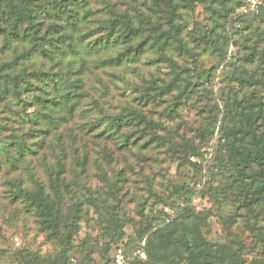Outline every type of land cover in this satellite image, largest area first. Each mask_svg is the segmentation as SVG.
Masks as SVG:
<instances>
[{
	"label": "rangeland",
	"instance_id": "374dc122",
	"mask_svg": "<svg viewBox=\"0 0 264 264\" xmlns=\"http://www.w3.org/2000/svg\"><path fill=\"white\" fill-rule=\"evenodd\" d=\"M235 3L90 0L87 42L137 29L149 44L170 34L178 48L119 68L84 51L16 59L29 49L0 35L5 83L42 88L0 98V264H104L118 247L134 264H159L152 246L167 264H201L163 244L174 229V239L205 241L208 264H264V16L235 21ZM66 83L81 95L72 120L56 107ZM122 115L127 148L98 135ZM14 182L42 189L54 230L15 198Z\"/></svg>",
	"mask_w": 264,
	"mask_h": 264
},
{
	"label": "trees",
	"instance_id": "16d2710c",
	"mask_svg": "<svg viewBox=\"0 0 264 264\" xmlns=\"http://www.w3.org/2000/svg\"><path fill=\"white\" fill-rule=\"evenodd\" d=\"M245 0H236L235 8L229 11L230 14L236 13L235 21L241 22L249 18H256L264 16V9L259 12L239 13V9L243 6ZM89 2L90 0H0V35L4 40V47H8L11 42L24 45L29 50H23L20 56L16 59L29 60L34 56H41L53 62L55 60L62 61L67 56L78 57L82 55V51L85 52V56L91 59L100 58L106 55L103 61L97 60V63L101 67L119 68L127 64L139 63L142 58L151 53L165 57L167 53L175 48L170 41L173 37L168 34L166 36L161 35L156 38L155 41L149 44L147 41L142 40V35L137 29H129L124 33L113 36L109 33L105 37H99L93 42H87L90 38L89 35L83 34L81 31V25L89 18ZM54 21V24H50L45 27L44 22ZM214 33V32H212ZM202 42L204 43L205 50H208L209 46H214L210 37L203 36ZM119 46H127V51L119 53L115 57L109 56V52L115 50ZM210 48V47H209ZM178 50V48H175ZM83 64L86 60L83 58ZM5 75L3 71H0V98L9 96L10 93L21 96V93H37L33 83L26 78H20L23 85H17L12 82L11 87L5 83ZM67 92L60 95L57 98V106L61 111H65L71 118L75 116V111L79 106V96L76 93L79 85L77 84H65ZM59 85L57 90L60 91ZM166 91H163L165 94ZM169 92V89L167 90ZM17 95V96H18ZM128 118L125 115L115 117L111 119L110 127L104 129L98 135H105L109 139H121L122 148H127L130 144L129 137H121L122 123L127 121ZM49 122V119H48ZM55 120H50L52 125L55 124ZM97 135V136H98ZM113 139V140H114ZM250 158V157H247ZM16 188L15 198H22L37 211L38 216L42 219L43 223L51 230L55 229L54 215L49 205L43 200L42 189L37 188L35 194L20 189V186L16 182L13 183ZM174 229L168 236L164 238L163 244L167 245L174 243L177 249L185 248V253L188 254L189 261H199L201 264H208V257L211 251L205 241L198 244L195 240V244L186 242L181 238L174 239L171 237L175 234ZM156 235L160 237V233L157 231ZM174 239V240H173ZM179 245V246H178ZM163 248V247H162ZM148 256L152 258L156 263L162 264L168 263V255L160 254L157 250L148 247L146 249ZM174 255L176 253L173 252ZM127 254V253H126ZM182 256V254H181ZM112 257L108 258L104 264L111 262ZM128 264H134L132 257L127 254ZM69 263V262H68ZM81 264H89L81 262ZM70 264V263H69Z\"/></svg>",
	"mask_w": 264,
	"mask_h": 264
},
{
	"label": "built area",
	"instance_id": "2783aa9c",
	"mask_svg": "<svg viewBox=\"0 0 264 264\" xmlns=\"http://www.w3.org/2000/svg\"><path fill=\"white\" fill-rule=\"evenodd\" d=\"M264 9V0H245L239 13L259 12ZM70 264H81L78 259H71ZM107 264H128L126 251L122 247L116 248L111 262Z\"/></svg>",
	"mask_w": 264,
	"mask_h": 264
}]
</instances>
